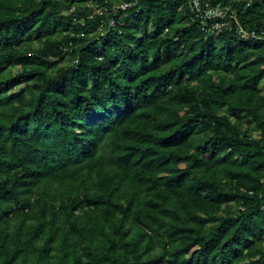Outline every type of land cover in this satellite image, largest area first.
<instances>
[{"label":"trees","instance_id":"1","mask_svg":"<svg viewBox=\"0 0 264 264\" xmlns=\"http://www.w3.org/2000/svg\"><path fill=\"white\" fill-rule=\"evenodd\" d=\"M199 6L0 0V264H264V0Z\"/></svg>","mask_w":264,"mask_h":264},{"label":"built area","instance_id":"2","mask_svg":"<svg viewBox=\"0 0 264 264\" xmlns=\"http://www.w3.org/2000/svg\"><path fill=\"white\" fill-rule=\"evenodd\" d=\"M191 1L193 3V6H194L193 9H195L197 12H199V9H200L199 0H191ZM127 6H128L127 3H121L118 7L124 9ZM225 10L220 9L218 7H212V8L206 9V10H202L203 18L204 19L205 18L211 19V18H214V17L223 18L224 17V14L226 12ZM202 13H201V15H202ZM224 23L225 22H222V23H214V24H212L211 28L212 29H219L221 26L224 25ZM110 24H112V21H110ZM202 24H203L204 27H206V23L204 21H203ZM238 32L241 35H246V33H244V31L242 29H240V28L238 29ZM249 36L254 37V38H260V37H263L264 34L256 35L255 33L251 32L249 34Z\"/></svg>","mask_w":264,"mask_h":264},{"label":"rangeland","instance_id":"3","mask_svg":"<svg viewBox=\"0 0 264 264\" xmlns=\"http://www.w3.org/2000/svg\"><path fill=\"white\" fill-rule=\"evenodd\" d=\"M17 70H19L18 67L14 68L13 71L16 72ZM12 90L15 89V87L11 88ZM264 94V92H263ZM241 124L243 127H250L253 128V124L249 122V120L246 117H241L239 118ZM252 136L256 137L257 134L255 132H252ZM12 226V225H11ZM157 245V244H156ZM156 252H160L161 248L159 245L156 246V248L154 249ZM256 251H264V240L259 241L256 245ZM258 255L254 256H246L243 259H241L240 261H237L235 264H255V263H249V261L251 262V260L256 259ZM31 262V259L28 260V263Z\"/></svg>","mask_w":264,"mask_h":264}]
</instances>
